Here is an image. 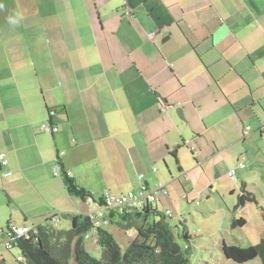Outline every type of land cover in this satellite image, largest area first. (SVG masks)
I'll return each mask as SVG.
<instances>
[{"label":"crops","instance_id":"0c3cea01","mask_svg":"<svg viewBox=\"0 0 264 264\" xmlns=\"http://www.w3.org/2000/svg\"><path fill=\"white\" fill-rule=\"evenodd\" d=\"M71 1L49 0L50 23L33 26L46 47L0 65V261L25 264L3 244L11 224L118 227L105 190L163 185L172 224L196 198L262 221L264 206L237 203L243 183L264 200V0Z\"/></svg>","mask_w":264,"mask_h":264},{"label":"trees","instance_id":"16d2710c","mask_svg":"<svg viewBox=\"0 0 264 264\" xmlns=\"http://www.w3.org/2000/svg\"><path fill=\"white\" fill-rule=\"evenodd\" d=\"M51 112L54 111L52 109L49 111V117L52 116ZM64 174L63 172L65 185L69 190L83 194L82 190H75V187L71 185V179ZM229 177L234 178V175ZM87 196L89 200L94 201L91 194ZM98 201L106 209H121L105 207L102 197ZM247 203H256V199L243 183L237 206H244ZM122 211L124 216L118 220V227L136 230V236L123 249L112 233L99 228L102 225L101 222H98L100 225H96V221L88 215H67L71 221L68 230H58L50 224L40 225L31 239H15L13 248L20 250L25 264H67L70 258H73L76 264H189V246L181 248L164 212L150 207L133 211L122 209ZM260 211L264 225V208H260ZM246 222L244 217H235L231 220L230 227L233 229L243 227ZM180 223L182 225L180 235L187 241V227L184 222L180 221ZM92 230L96 233L98 243L102 247L101 259L91 256L83 245V238ZM221 250L227 259L237 263H246L259 258L264 264V229L256 244L242 246L223 242ZM0 264L6 263L1 260Z\"/></svg>","mask_w":264,"mask_h":264},{"label":"rangeland","instance_id":"374dc122","mask_svg":"<svg viewBox=\"0 0 264 264\" xmlns=\"http://www.w3.org/2000/svg\"><path fill=\"white\" fill-rule=\"evenodd\" d=\"M63 1L66 3L70 2V0ZM48 2L49 0H0V65L3 63L8 64L9 61H11L12 64L16 62V59L21 58L24 50H30L28 47L30 44L40 41V48L46 47V40H44L46 38L44 35L41 34L40 40L39 38H33L32 28L34 25L39 26V22H44L45 24L50 23L49 17L46 15V11H48L50 6ZM37 11H39L40 17ZM52 18L57 21L56 17L53 16ZM12 21H16V23ZM34 34L35 33H33V35ZM249 131L250 130H248V132ZM246 189L255 196V190L252 191L249 187H246ZM255 199L259 203V206H264L263 199L258 197H255ZM215 200L211 199L212 204H202V199L198 198L194 201H187L185 204L186 207L183 208L184 214L181 216L182 219H184L181 221L184 222L187 227V241L180 235L182 232L180 221H175V223L172 224L170 219H167L175 239L181 248L183 249L189 246V264H203L201 261H206L208 264H262L259 258L247 261L246 263L234 262L231 259H227L221 250L223 241L226 244L242 246L258 243L261 235L257 236L254 228L257 225L255 221L258 222V225L263 226L260 215L255 217L252 210H250L247 214L249 222L243 227L232 229L230 227V214L227 217H223V211H226L227 214L232 212L233 206L231 205V201H228V203L226 202L229 211L227 209L215 211ZM253 204L254 203H250L249 205ZM233 216L234 214L231 217ZM54 226L59 230H68L70 228V221L66 218H61L60 222H57ZM103 227L113 234L122 249L128 246L131 239L127 231L112 224L104 225ZM177 232H179V234ZM83 245L91 256L97 259L102 258V247L98 243L95 232H91L83 238ZM10 252L15 253L17 251L11 250ZM6 254L9 258V262H5L6 264H19V262L15 261V255L12 257L7 251ZM67 264L76 263L73 258H70Z\"/></svg>","mask_w":264,"mask_h":264},{"label":"built area","instance_id":"2783aa9c","mask_svg":"<svg viewBox=\"0 0 264 264\" xmlns=\"http://www.w3.org/2000/svg\"><path fill=\"white\" fill-rule=\"evenodd\" d=\"M53 112H51L52 114ZM42 130L51 132L55 127L50 125H42ZM249 127H246L245 133H247ZM0 164H7V160L3 153H0ZM56 172V171H55ZM58 172V171H57ZM230 176L234 175V170L228 172ZM142 176V175H141ZM167 193L166 188L163 185H158L156 187L149 188L147 185H142L137 190L128 191L122 194H114L109 190L103 192L102 198L105 202V207L107 208H121L126 211L141 210L146 207L156 209L157 202ZM88 201H90L88 199ZM166 215L170 214L169 210L164 211ZM92 218V217H91ZM99 225L98 222L95 223ZM37 232L36 227H31L29 225H16L11 224L8 226L5 237L4 246L6 249L11 250L14 247V240L23 238L31 239L32 235ZM18 260H22V257H17Z\"/></svg>","mask_w":264,"mask_h":264},{"label":"water","instance_id":"95a60500","mask_svg":"<svg viewBox=\"0 0 264 264\" xmlns=\"http://www.w3.org/2000/svg\"><path fill=\"white\" fill-rule=\"evenodd\" d=\"M175 111H176L177 115L179 116V118L185 121V117H184V115H183V111H182V109H181L180 107H177V108L175 109Z\"/></svg>","mask_w":264,"mask_h":264},{"label":"clouds","instance_id":"9594fccd","mask_svg":"<svg viewBox=\"0 0 264 264\" xmlns=\"http://www.w3.org/2000/svg\"><path fill=\"white\" fill-rule=\"evenodd\" d=\"M13 23H16V21H12Z\"/></svg>","mask_w":264,"mask_h":264}]
</instances>
